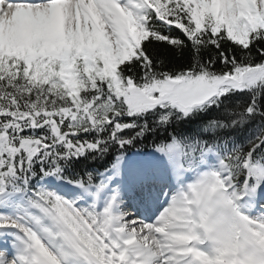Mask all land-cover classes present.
<instances>
[{
	"label": "snow or ice",
	"instance_id": "obj_1",
	"mask_svg": "<svg viewBox=\"0 0 264 264\" xmlns=\"http://www.w3.org/2000/svg\"><path fill=\"white\" fill-rule=\"evenodd\" d=\"M0 264H264V0H0Z\"/></svg>",
	"mask_w": 264,
	"mask_h": 264
}]
</instances>
